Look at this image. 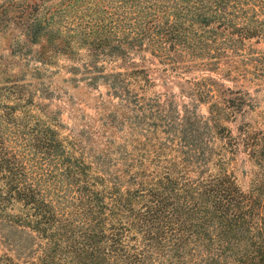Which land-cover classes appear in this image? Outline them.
<instances>
[{
	"label": "trees",
	"instance_id": "trees-1",
	"mask_svg": "<svg viewBox=\"0 0 264 264\" xmlns=\"http://www.w3.org/2000/svg\"><path fill=\"white\" fill-rule=\"evenodd\" d=\"M78 1L0 0V27L13 21L24 37L11 50L22 55L23 45L40 42L26 59L37 60L38 72L84 47L86 69L102 70L98 59L114 65L91 80L110 78L112 93L129 102L149 56L264 75L256 65H220L242 56L249 39L264 40V0H94L97 14L87 19L64 10ZM206 84L207 114L181 117L187 167L168 159L149 169L150 160L124 154L110 159V175L74 155L50 124L34 123V142L24 144L38 159L15 147L5 126L18 134L29 113L17 121L28 98L13 86L14 103L0 104V264H264V111L234 130L222 120L254 108L249 91ZM239 150L252 165L246 187L228 167Z\"/></svg>",
	"mask_w": 264,
	"mask_h": 264
},
{
	"label": "rangeland",
	"instance_id": "rangeland-1",
	"mask_svg": "<svg viewBox=\"0 0 264 264\" xmlns=\"http://www.w3.org/2000/svg\"><path fill=\"white\" fill-rule=\"evenodd\" d=\"M57 1L46 0V3L54 4ZM92 1L79 0L75 4L76 10L67 7L64 10L66 13L70 11V14H84L83 17L87 19L97 14ZM105 9L104 15L109 8ZM59 17L60 13H57L53 19ZM21 39L24 37L19 35V28L13 21L8 20V24L0 27V104L14 103L12 94H8L16 84L17 89L20 87L24 97L28 98L24 106H17V121L26 108L29 114L27 118H22L21 123L25 119L28 123L22 125L14 136L13 128L8 124L5 131L15 147L25 151L31 160L38 159L39 154L34 147L25 149L24 144L27 137H30V143L34 142V123H38L54 126L58 137L73 148L74 155H83L98 173L110 175V159L124 154L130 157L141 155L145 161L150 160L149 169L153 166L152 162H158L157 167L161 168L168 159H181L187 167L190 151L186 140L189 132L185 129L183 134L181 117L186 113L207 114L210 97L204 93L206 83L222 81L230 85L234 92L241 88L249 91L254 108L247 107L244 115L238 112L234 117L222 120L234 130L244 117L252 119L256 111H264V75L250 72L238 74L236 71V74L229 73L224 68L188 64L190 62L181 59H178V63H168L149 56L145 63L146 76L129 86L132 101H120V97L112 93L110 78L102 79L99 76L94 82L90 78L93 73L110 72V67L114 65L109 60L95 61L98 67L104 66L102 70L86 69V65L91 64V57L90 52L82 47L79 58L71 59L59 54L36 72L33 67L37 60L32 57L28 61L26 59L40 42L23 45L26 53L21 55L16 47L15 51L11 50L16 45L15 41ZM244 50L242 56L223 57L220 65L229 66L230 69L234 66L252 69L255 65L264 68L261 66L264 64V40L249 39ZM73 63L79 64L80 68L72 70L70 66ZM122 65L116 62V69L123 70ZM37 165L46 167L47 164ZM228 167L238 182L246 187L252 165L245 153L237 151Z\"/></svg>",
	"mask_w": 264,
	"mask_h": 264
}]
</instances>
